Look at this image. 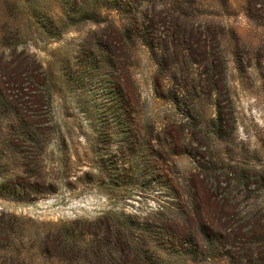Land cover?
<instances>
[{
	"label": "rangeland",
	"instance_id": "1",
	"mask_svg": "<svg viewBox=\"0 0 264 264\" xmlns=\"http://www.w3.org/2000/svg\"><path fill=\"white\" fill-rule=\"evenodd\" d=\"M254 236L264 0H0V264H264Z\"/></svg>",
	"mask_w": 264,
	"mask_h": 264
},
{
	"label": "trees",
	"instance_id": "2",
	"mask_svg": "<svg viewBox=\"0 0 264 264\" xmlns=\"http://www.w3.org/2000/svg\"><path fill=\"white\" fill-rule=\"evenodd\" d=\"M259 239H260V240H259ZM251 241H255L256 243L259 242L261 245L264 246V236L261 237V238H259V236H258V238L254 236V237L251 238ZM134 257L137 258V259H139V255H138V254L135 255ZM258 259H259V260H258ZM258 259H257V260L260 261V262L263 261V259H260V257H259Z\"/></svg>",
	"mask_w": 264,
	"mask_h": 264
}]
</instances>
